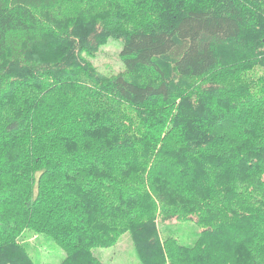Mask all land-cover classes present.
I'll list each match as a JSON object with an SVG mask.
<instances>
[{"label":"trees","instance_id":"trees-1","mask_svg":"<svg viewBox=\"0 0 264 264\" xmlns=\"http://www.w3.org/2000/svg\"><path fill=\"white\" fill-rule=\"evenodd\" d=\"M209 1L0 0V264H37L27 229L59 264H107L125 233L143 264H264V0ZM110 37L104 76L82 53Z\"/></svg>","mask_w":264,"mask_h":264},{"label":"rangeland","instance_id":"rangeland-1","mask_svg":"<svg viewBox=\"0 0 264 264\" xmlns=\"http://www.w3.org/2000/svg\"><path fill=\"white\" fill-rule=\"evenodd\" d=\"M188 4V8H192L194 6L205 8L209 7V4H211V2L209 0H188ZM182 7L187 10L185 5ZM148 12L149 10L147 9V11L142 15V22L146 23L148 21H151V24H160V22L158 21V17L153 16V14H149ZM247 35L248 32L245 31L243 33V36L244 41L246 42H248ZM122 47V39L110 37L106 42L100 44L95 50H93V53L84 51L82 53L83 58L86 59L89 63H87V68L90 69V66H92L96 70V73H102L104 76L117 75L119 73L125 72L124 63L122 62V58L120 56ZM39 55L44 58H56V56L52 54L43 55V51L40 49V47L36 49V56L37 58H42ZM166 65L168 68L171 67L170 63H167ZM7 67L8 61L6 60L0 64V71L6 72ZM171 72L173 73L172 68ZM139 73L146 77L150 76V72L146 70H141ZM126 77L133 81H143V78L139 74L136 76L127 74ZM151 79L152 81H155L154 78ZM76 81L77 84L71 88H78L87 85L89 89L92 88L91 90L94 91L93 89L95 87L88 84L85 85L84 82H81L79 80ZM65 82L68 84L70 82V79H65ZM57 84L63 86L61 82ZM68 88L70 87L68 86ZM31 113L37 115L44 114V112H42L41 106L38 107V110L32 107ZM130 113L131 109H129V114ZM16 153L19 154V150H17ZM160 225L167 230L166 234L173 233V235H175L181 242L185 243H192L191 241L195 240L197 233H199L200 231L198 226H196L192 221L180 222L178 220H168L162 224L160 223ZM19 240L22 244H25L28 253L36 261L37 264H59L66 257L65 250L59 244L53 241L52 237L40 230L36 231L33 229H27L22 232ZM94 254L107 264H143L138 256L137 250L134 247L131 235L129 233L121 235L116 243L108 247L95 248Z\"/></svg>","mask_w":264,"mask_h":264}]
</instances>
